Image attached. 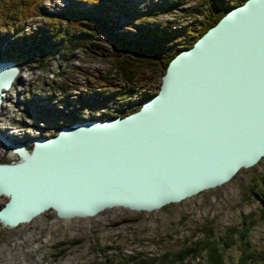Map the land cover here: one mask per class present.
<instances>
[{"label":"water","instance_id":"95a60500","mask_svg":"<svg viewBox=\"0 0 264 264\" xmlns=\"http://www.w3.org/2000/svg\"><path fill=\"white\" fill-rule=\"evenodd\" d=\"M17 72L0 60V106ZM0 142L19 158L0 164L7 229L50 209L61 219L152 212L229 182L264 158V0L232 7L176 55L138 111L25 144L0 131Z\"/></svg>","mask_w":264,"mask_h":264},{"label":"rangeland","instance_id":"374dc122","mask_svg":"<svg viewBox=\"0 0 264 264\" xmlns=\"http://www.w3.org/2000/svg\"><path fill=\"white\" fill-rule=\"evenodd\" d=\"M70 1L78 2L40 0L41 8L48 13H60L68 6L86 9L90 5L81 0ZM178 1L181 0H123L138 14L149 7ZM182 1L181 10L156 13L150 24L147 21L143 25L149 28L160 25L169 33L193 25L195 31L187 33L186 38L194 40L206 23L202 21V11L208 0ZM237 2L232 0V6ZM112 8L110 18L97 22L104 32L96 34L95 45L73 52L65 62L61 60L62 50L55 49L56 43H48L39 51L42 47L36 49L32 40L0 30V60L6 57L15 61L18 68L0 106V131L5 137L13 143L50 138L63 126L111 119L113 112L129 110L140 104L144 96L157 94L166 70L164 63H139L132 69L135 78L131 83L123 82L116 73L114 56L120 49L117 35L132 42L139 35V23ZM44 20L41 16L35 18L31 29L42 26ZM180 42L175 38L166 44ZM20 49L33 50L36 60L13 52ZM18 161V156L0 142V164ZM261 200H264V158L217 188L152 212L118 206L93 217L61 219L50 209L15 228L7 229L0 224V264H129L132 259L143 258L153 259L150 263L157 264L162 256L171 258L174 253L194 248L210 232L213 235L239 229L243 221L250 227L246 236L250 239L249 249L262 250ZM7 201V196L0 197V209ZM237 240L235 246L224 251L227 264H235L239 257ZM196 263L197 259L188 258L181 264Z\"/></svg>","mask_w":264,"mask_h":264},{"label":"trees","instance_id":"16d2710c","mask_svg":"<svg viewBox=\"0 0 264 264\" xmlns=\"http://www.w3.org/2000/svg\"><path fill=\"white\" fill-rule=\"evenodd\" d=\"M245 1L247 0H238L234 6L244 4ZM70 2L78 1L68 0L69 4ZM81 3L90 4L89 8L83 9L77 6H68L66 9H62L60 13H48L45 8H41L40 0H0V30L16 32L21 39L32 40L37 45L36 49L42 47L38 49L39 51L46 48L48 43H56L55 49L62 50L61 60L65 62L73 52L80 49H88L90 44L95 45L96 34L101 31L104 32L103 26H99L97 22H99L100 18H110L109 11L114 7L112 9L131 17L133 21H138L137 23H139L137 26L139 35L134 36L133 40H131L132 42H128L122 35H117L120 49L117 50L114 56L116 73H118L123 82L131 83L135 78L132 69L135 66L137 67L139 63H145L146 61L151 64L164 63L167 67L169 61L176 54L191 48L197 39L204 35L208 29L215 26L234 7L232 6V0H208L202 11V21L206 23L197 31V36L193 40L186 38L187 33L195 31L196 28L193 25L186 26L182 30L172 33L167 32L160 25L156 28H149L143 25L151 21V18H154L156 13H165L167 9L181 10L184 6L182 0L149 7L148 10L139 12V14L123 0H81ZM38 16L45 18L44 24L37 26L36 30H32L31 21ZM26 29H28L30 36L27 35ZM183 36L184 38H181ZM175 38L180 39L181 44H166ZM51 48L53 49V47ZM13 52L21 57H26L33 61L36 60L33 50L24 51L20 49L18 52L17 50H13ZM5 53L7 52L5 51ZM45 60H47V57ZM149 97L144 96L142 101ZM140 104L139 106H133L129 110L113 112L114 117L111 118H123L136 112L140 108ZM261 202L263 207L260 209V218L264 222V200H261ZM249 230L250 227L245 225V221H243L239 229L232 228L222 234L213 235L210 232V235L198 241L194 248L174 253L171 258L170 256H162L157 264H181L188 258L197 259L196 264H227L224 251L236 245L234 243L235 239H238L237 247L239 250V257L235 264H264V249H249L250 239L246 238ZM151 261L153 259L147 260L143 258L134 262L129 261V264H152L150 263Z\"/></svg>","mask_w":264,"mask_h":264},{"label":"flooded vegetation","instance_id":"af4514ba","mask_svg":"<svg viewBox=\"0 0 264 264\" xmlns=\"http://www.w3.org/2000/svg\"><path fill=\"white\" fill-rule=\"evenodd\" d=\"M34 139H35V138H34ZM31 140H32V139H31ZM31 147H32V146H31ZM27 150L30 151V150H29V147H27ZM16 155H17V154H16ZM130 261L134 262V261H136V260L132 259V260H130Z\"/></svg>","mask_w":264,"mask_h":264},{"label":"bare ground","instance_id":"6f19581e","mask_svg":"<svg viewBox=\"0 0 264 264\" xmlns=\"http://www.w3.org/2000/svg\"><path fill=\"white\" fill-rule=\"evenodd\" d=\"M14 78H15V77H14ZM13 80H14V79H13ZM11 84H12V83H11ZM15 154H16V153H15ZM205 191H206V190H205ZM1 196H5V195H0V197H1ZM47 211H48V210H47ZM90 217H93V216H90ZM75 218H77V217H75ZM70 219H71V218H70Z\"/></svg>","mask_w":264,"mask_h":264},{"label":"clouds","instance_id":"9594fccd","mask_svg":"<svg viewBox=\"0 0 264 264\" xmlns=\"http://www.w3.org/2000/svg\"><path fill=\"white\" fill-rule=\"evenodd\" d=\"M154 95H155V94H154ZM150 97H151V96H150ZM140 107H141V105H140ZM139 109H140V108H139ZM139 109H138V110H139ZM138 110H137V111H138Z\"/></svg>","mask_w":264,"mask_h":264}]
</instances>
